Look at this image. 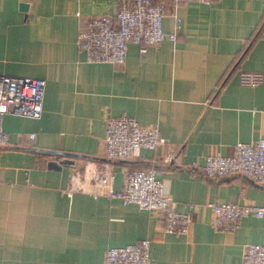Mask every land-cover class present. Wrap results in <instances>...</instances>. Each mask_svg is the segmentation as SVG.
<instances>
[{
    "label": "crops",
    "instance_id": "0c3cea01",
    "mask_svg": "<svg viewBox=\"0 0 264 264\" xmlns=\"http://www.w3.org/2000/svg\"><path fill=\"white\" fill-rule=\"evenodd\" d=\"M162 1V27L176 38L143 52L128 41L115 63L86 60L76 38L117 0H0V71L44 79L39 116L1 120L9 137L0 146V264H103L108 245L141 237L149 264H240L248 242H264V216L217 230L209 204L264 203V182L209 177L192 163L264 135V78L248 85L237 76L264 71V0ZM122 113L157 125L165 141L113 159V187L125 168L155 165L176 209L191 210L188 232L166 231L160 213L119 197L67 192L71 170L102 155L105 117Z\"/></svg>",
    "mask_w": 264,
    "mask_h": 264
},
{
    "label": "built area",
    "instance_id": "2783aa9c",
    "mask_svg": "<svg viewBox=\"0 0 264 264\" xmlns=\"http://www.w3.org/2000/svg\"><path fill=\"white\" fill-rule=\"evenodd\" d=\"M198 1L208 3L213 0ZM165 11L162 0H117L113 13L95 14L87 19L86 26L77 33V45L83 50L86 60L121 63L125 59L128 41L138 43L139 51L143 52L147 45L158 43L165 37L176 38L174 30L168 32L162 27ZM174 20L178 26L180 17L177 14H174ZM237 76L240 83L256 85L263 80L264 71L240 69ZM43 94L42 77L0 71V146L5 145L9 137L1 125L3 114L39 116ZM164 141L155 124L140 123L134 116L125 113L107 115L104 134L99 141L102 155L85 157L79 167L71 170L67 192L80 190L119 197L122 203L134 202L160 213L166 231L188 232L192 221L191 210L176 209L175 200L166 193L164 180L157 175L155 165L125 168L122 187L114 188L112 185L113 159L134 154L142 146L155 148ZM192 163L199 165L209 177L239 172L264 182V135L255 140L236 141L232 153L208 152L202 162L194 160ZM209 204L211 224L217 230H233L242 215L264 216V203L223 200ZM149 261L150 240L147 237L108 245L103 254V264H149ZM240 264H264V242H248Z\"/></svg>",
    "mask_w": 264,
    "mask_h": 264
}]
</instances>
